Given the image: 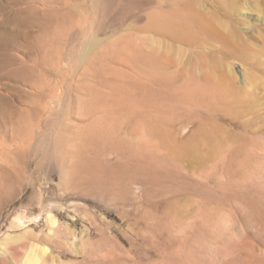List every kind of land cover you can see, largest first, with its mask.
<instances>
[{
	"label": "rangeland",
	"instance_id": "1",
	"mask_svg": "<svg viewBox=\"0 0 264 264\" xmlns=\"http://www.w3.org/2000/svg\"><path fill=\"white\" fill-rule=\"evenodd\" d=\"M65 1L39 6L41 15L57 9L39 57L57 63L42 71L63 81L65 101L34 105L29 83L0 79L9 102L0 118V264H264V0ZM92 37L103 57L87 63L79 89V56L66 55ZM29 42L12 50L20 66L34 64ZM97 71L103 85L90 77ZM78 106L105 108L109 139L101 128L93 137L63 132L87 121L79 109L61 119ZM128 121L131 144L113 135Z\"/></svg>",
	"mask_w": 264,
	"mask_h": 264
},
{
	"label": "bare ground",
	"instance_id": "2",
	"mask_svg": "<svg viewBox=\"0 0 264 264\" xmlns=\"http://www.w3.org/2000/svg\"><path fill=\"white\" fill-rule=\"evenodd\" d=\"M6 2V3H4ZM4 2H2L0 0V10H4L5 8L7 7H12L14 8V14H12V16H9V17H3L1 19L0 17V79L1 78H4V77H9V78H12V79H16L18 81H21L23 83H29V85L31 87H33L37 94H36V97L35 98H32L31 101L34 103V105L36 103H44L46 105V107L48 108H51V110H53L52 108L54 107V104L57 102V103H62L63 101H65V98H64V94L66 93V90H64V86L62 85L63 81L60 80V79H53L50 75V73L48 74L47 71L44 73L42 70L43 68V64L44 63H49L50 65H52L53 67L56 66V62H54L55 60H49L47 61V59L45 60V57L44 58H40L39 57V52H40V48H41V41H42V36L44 33H46V29L48 30V27L50 26L49 25V20L50 19H53L54 15H56L55 13L57 12V9L60 10L59 8L62 6V5H67V6H70L68 3V1H65V0H5ZM224 3V2H223ZM40 4H42V7H49V4H57L56 7L57 9L56 10H50L48 13H45L44 15H41L40 14ZM59 4H62L59 6ZM54 5H53V8H54ZM76 5V4H75ZM97 6V5H95ZM98 7V6H97ZM51 8V6L49 7ZM70 8V7H69ZM95 8V7H94ZM62 10V9H61ZM79 10V9H77ZM80 10H82L80 8ZM79 10V11H80ZM55 11V12H54ZM82 12V11H81ZM80 13V12H79ZM189 15V14H188ZM157 15H153V18L155 19ZM194 19H196L197 21L198 20H201V21H206L207 23L209 21H207V19L200 15V14H197L196 12L194 13ZM192 16V17H193ZM186 17V16H185ZM189 17V16H188ZM163 22H162V26L165 27V28H173V26H170L171 24L169 20H164L165 18L163 17ZM173 20V19H171ZM161 21V20H160ZM191 21V20H190ZM152 22V20H151ZM173 22V21H172ZM210 23V22H209ZM13 24H16V26H25V27H28V28H31V27H34V26H37L39 27L40 29V32H37V31H33L31 29H29L28 31H24V32H18L17 31H11V29L8 28L9 25H13ZM173 24V23H172ZM205 24V23H204ZM211 24V23H210ZM157 25V24H156ZM174 25V24H173ZM206 25V24H205ZM209 24H207L208 26ZM161 26V25H160ZM160 26H157L158 28H160ZM184 26V25H183ZM210 26V25H209ZM51 27V26H50ZM161 27V28H163ZM177 27V26H176ZM184 28V27H182ZM174 29V28H173ZM46 31L44 33H41V31ZM85 30V29H84ZM172 30V29H171ZM176 30L178 31H183L181 29V27H178L176 28ZM180 32V33H181ZM47 34V33H46ZM184 34V33H183ZM20 38H23L27 41H30L29 43L31 44H34L32 49L34 47L38 48L37 49V54L35 55H32V61H34V64H31V65H28L26 63V66H20V65H23L25 64V61L22 62V61H18L17 58L15 57V54H13L12 50H15V48L17 47H20L21 44L19 43V39ZM155 41V40H154ZM153 43V42H152ZM52 44V43H51ZM77 46V45H76ZM28 47H31V46H28ZM153 48V47H152ZM154 50V49H153ZM151 51V50H150ZM75 52H77V55L79 56L78 57V70H77V73L75 74V77H77L78 79H76V82H78L76 85H77V88H81L83 83L78 81L81 77H84V78H88V75L90 74L88 72V67H87V63H90V61H93V62H96V60H99V62H101V58L103 57V51L101 49V41L99 38L97 37H92L90 38L89 40H82L78 46V49L75 51V46H73V48H70L68 50V54L66 55L67 58H70L72 56H75L74 54H76ZM79 53V54H78ZM56 55V54H55ZM59 55V54H58ZM45 56V55H44ZM64 56V55H63ZM62 56V57H63ZM153 56V55H152ZM61 56L59 57L62 58ZM154 57V56H153ZM48 58V57H47ZM50 59V58H49ZM154 60V59H153ZM93 62L91 64H93ZM154 62V61H153ZM101 64V63H100ZM158 66V65H157ZM101 67V66H100ZM102 68V67H101ZM100 68V69H101ZM48 69V68H47ZM99 69V70H100ZM156 69V68H155ZM102 70V69H101ZM59 73V71H58ZM92 75V76H91ZM90 77H92V79L96 82H98V84L100 85H103L102 84V79H103V76L105 75H102V72L100 71H97L95 73H91ZM44 78V80L46 81L45 83V86L48 88V90L46 91L45 88L41 89L42 87V81L41 79ZM102 78V79H100ZM110 78V77H109ZM106 79V78H104ZM112 81V80H111ZM110 81V83H111ZM140 81V80H139ZM114 83V82H113ZM141 83V82H140ZM71 86V85H70ZM107 86V84H106ZM98 88V87H96ZM100 88H98L97 90V93L100 91L101 93V89L99 90ZM106 91V90H104ZM109 91H107L108 93ZM99 93V94H100ZM106 93V94H107ZM91 94V93H90ZM116 94V93H114ZM94 95V94H93ZM101 96V95H100ZM99 96V97H100ZM103 96V95H102ZM109 97V96H107ZM106 98V97H105ZM73 99V98H72ZM79 96L75 99V103H79ZM104 100V99H103ZM109 100V99H108ZM0 101L3 102V106L0 105V118L2 119H5L9 116V112H8V109L5 107L6 103H9L7 101V99L0 95ZM73 101V100H72ZM113 101V100H112ZM100 102V101H99ZM111 102V100H110ZM107 103V102H106ZM112 105V104H110ZM97 106V105H96ZM106 106V104H105ZM79 109L81 112L80 114L82 116H86L87 118V121L84 122V124H80V123H76V122H71V123H65L61 129L63 130L64 133H67L68 134H73L74 133H77L78 136H89L91 135L93 137L94 133H95V130H100V128L104 131V134L105 136H107L106 138L109 137L108 134H110L111 131V128L112 127H105L103 125V118L105 117V114H106V111H105V108L102 106V107H99V109H95L93 111H83L81 109V107H74V109H72V111H69L67 113H65V117H61V119H67L68 121H72V113H75L76 110ZM92 109V108H91ZM46 111V110H45ZM112 111V110H111ZM135 112V111H134ZM16 114V113H15ZM79 114V115H80ZM134 115H136V112L133 113ZM39 115V114H38ZM13 116V115H12ZM21 116H22V113H20L19 115L16 114L14 115L13 117L17 118L18 119H21ZM133 117V116H132ZM131 117V118H132ZM41 118V117H40ZM4 121V120H3ZM6 121V120H5ZM7 122V121H6ZM19 122V121H18ZM107 122V121H106ZM110 122V121H109ZM129 122V121H128ZM105 123V122H104ZM112 124V123H110ZM131 122H129L125 127H117L116 128V131H114L113 135L114 136H117L119 138V136L121 137L122 135L125 134L124 138L123 139H126V142H130V144L132 143L131 141H134L137 139L135 133L133 132L131 126H130ZM107 125V124H105ZM130 126V127H129ZM134 127V126H133ZM136 129V128H135ZM153 129V127H152ZM156 129V128H155ZM153 130L155 132H157L156 130ZM101 130V131H102ZM172 130V129H171ZM164 131H167L166 128H164ZM170 131V130H169ZM99 132V131H98ZM102 133V132H101ZM123 133V134H122ZM163 133V132H162ZM102 134V135H104ZM137 134V133H136ZM164 134V133H163ZM169 134V133H168ZM172 134V132H171ZM97 135V134H95ZM101 135V134H100ZM112 135V134H111ZM112 135V136H113ZM61 136L64 137V135H60V138ZM77 136V135H76ZM111 136V137H112ZM174 136V134H173ZM99 137V136H98ZM163 137V136H162ZM59 138V137H58ZM59 138V139H60ZM105 138V137H104ZM114 138V137H113ZM140 138V137H139ZM91 139V138H90ZM100 139V138H99ZM109 139V138H108ZM62 140V139H61ZM104 140V139H103ZM106 140V139H105ZM144 140V139H143ZM107 141V140H106ZM119 141V140H118ZM173 141V140H172ZM171 141V142H172ZM125 142V141H124ZM139 142V141H138ZM145 142V141H144ZM112 143V141H111ZM118 143V142H117ZM142 143V142H141ZM106 144V143H105ZM117 145V144H115ZM114 145V146H115ZM127 145V144H126ZM144 143L142 144V148L144 147L143 146ZM170 145V144H169ZM167 145V146H169ZM113 146V145H112ZM128 146V145H127ZM166 146V147H167ZM175 146V145H174ZM105 147V146H104ZM108 147V146H107ZM106 147V148H107ZM136 147V146H135ZM139 147V146H138ZM137 147V148H138ZM121 148V147H120ZM124 148V147H122ZM140 148V147H139ZM145 148L148 149V146L146 147V144H145ZM144 148V149H145ZM163 148V147H162ZM89 150V149H88ZM115 150V149H114ZM120 150V149H119ZM123 150V149H122ZM125 150V149H124ZM130 150V149H129ZM150 150V149H149ZM167 150V149H166ZM106 151V150H104ZM142 151V150H141ZM148 151V150H147ZM155 151V150H154ZM168 151V150H167ZM90 152V151H89ZM88 152V153H89ZM143 152V151H142ZM156 152V151H155ZM87 153V154H88ZM123 153V152H122ZM150 153V152H149ZM106 154V153H105ZM104 154V155H105ZM109 154V149H108V153L107 155ZM117 154V153H116ZM127 154V153H126ZM137 154V153H135ZM168 154V153H167ZM123 155V154H122ZM134 155V152L132 154H130V156H133ZM154 155V154H153ZM119 156V155H117ZM139 156V155H137ZM164 156V155H163ZM132 158V157H131ZM148 158V157H147ZM163 158V157H162ZM91 159V158H90ZM130 159V158H129ZM145 159V158H144ZM112 160V158H111ZM140 160V159H139ZM162 160V159H161ZM4 161V160H3ZM6 161V160H5ZM89 161V159H88ZM132 161V160H131ZM144 161V160H143ZM155 161V160H154ZM158 162V161H156ZM95 163V162H93ZM111 163V162H110ZM132 163V162H131ZM141 163V162H140ZM144 163V162H143ZM154 163V162H153ZM160 163H163V160L162 162ZM4 164V163H3ZM2 164V166H3ZM6 164V163H5ZM88 164V163H87ZM96 164V163H95ZM118 164V163H116ZM136 164V163H135ZM150 164V163H149ZM148 164V166H150ZM158 164V163H157ZM145 165V163H144ZM162 165V164H161ZM5 166V165H4ZM97 166V165H96ZM119 166V165H118ZM127 166V165H126ZM152 166V165H151ZM150 166V167H151ZM156 166V165H154ZM1 167V165H0ZM6 167V166H5ZM135 167H140L136 164ZM147 167V165L145 166ZM150 167H148L150 169ZM156 168V167H155ZM161 168V167H160ZM2 169V168H1ZM133 169V168H132ZM131 169V170H132ZM137 169V168H136ZM142 165H141V170H142ZM146 169V168H145ZM154 168H152L153 170ZM147 171V170H146ZM160 171V170H158ZM2 172V171H1ZM111 172V171H110ZM135 172V170H134ZM112 173V172H111ZM2 174V173H1ZM143 174V173H142ZM94 176V175H93ZM97 176V175H96ZM95 177V176H94ZM155 177V176H154ZM88 178V175L87 177ZM109 179V178H108ZM90 181V179H88ZM98 183V182H97ZM93 186V184H91ZM90 185V186H91ZM96 185V184H94ZM66 186V185H65ZM99 188V187H98ZM86 189H89V188H86ZM85 189V190H86ZM92 189V188H90ZM94 189V188H93ZM96 189H97V185H96ZM101 189V188H99ZM95 190V189H94ZM126 190V189H125ZM89 192V190H87ZM112 191V190H111ZM110 191V192H111ZM54 223V219L52 220ZM46 262V261H45Z\"/></svg>",
	"mask_w": 264,
	"mask_h": 264
}]
</instances>
